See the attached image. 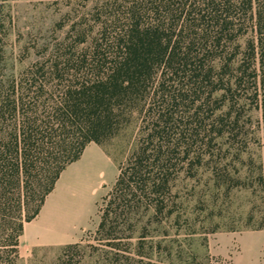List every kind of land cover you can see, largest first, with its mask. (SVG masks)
<instances>
[{"label":"trees","instance_id":"obj_1","mask_svg":"<svg viewBox=\"0 0 264 264\" xmlns=\"http://www.w3.org/2000/svg\"><path fill=\"white\" fill-rule=\"evenodd\" d=\"M113 1L81 57L0 77V264L89 142L121 156L95 238L128 250L172 215L180 174L225 182L245 103L264 117V0Z\"/></svg>","mask_w":264,"mask_h":264},{"label":"rangeland","instance_id":"obj_2","mask_svg":"<svg viewBox=\"0 0 264 264\" xmlns=\"http://www.w3.org/2000/svg\"><path fill=\"white\" fill-rule=\"evenodd\" d=\"M107 2L114 1L0 0V77L22 75L53 54L81 57L86 41L100 38L98 19ZM237 132L231 140L234 149L224 160L225 182H216L205 167L192 177L180 174L172 189V215L148 224L142 240L137 229L126 242L128 250L111 249L95 238L99 209L116 180L121 156L108 145L89 142L80 158L61 172L38 215L24 225L16 264H124L127 256L132 264H264L260 104H244ZM96 154L101 161L94 160ZM79 170L85 178L80 190L66 180ZM55 199L65 208L78 206L40 224ZM75 243L84 248L63 249Z\"/></svg>","mask_w":264,"mask_h":264},{"label":"crops","instance_id":"obj_3","mask_svg":"<svg viewBox=\"0 0 264 264\" xmlns=\"http://www.w3.org/2000/svg\"><path fill=\"white\" fill-rule=\"evenodd\" d=\"M94 160H98V161H101L102 158L100 157V155L96 154L94 155ZM75 178L80 181V182H76L74 183V180ZM84 174L83 173H80V170L78 171V173L74 176V178H71V177H67L66 180H68V182L71 184L72 187L76 188V189H82V181H84ZM77 194V193H76ZM74 206H78V202L75 204V203H70L68 207H74ZM67 207V208H68ZM67 208H65L64 204H61L60 203V200L59 199H55V201L53 202L51 200L47 210H46V213L45 215L43 216L42 218V221L40 222V224H43L45 223L46 221H50L51 222V218L50 216L53 215V214H59V213H62L65 211V209L67 210Z\"/></svg>","mask_w":264,"mask_h":264},{"label":"bare ground","instance_id":"obj_4","mask_svg":"<svg viewBox=\"0 0 264 264\" xmlns=\"http://www.w3.org/2000/svg\"><path fill=\"white\" fill-rule=\"evenodd\" d=\"M82 184V183H81Z\"/></svg>","mask_w":264,"mask_h":264}]
</instances>
